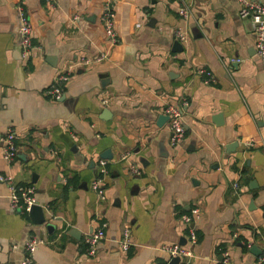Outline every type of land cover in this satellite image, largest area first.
Returning <instances> with one entry per match:
<instances>
[{
  "label": "crops",
  "instance_id": "obj_1",
  "mask_svg": "<svg viewBox=\"0 0 264 264\" xmlns=\"http://www.w3.org/2000/svg\"><path fill=\"white\" fill-rule=\"evenodd\" d=\"M105 4L113 45L100 21ZM18 5L31 23L25 57L16 45ZM238 5L0 0V136L10 128L16 142L6 162L0 141V174L32 184L45 217L34 223L28 210L12 209L0 181V264H23L31 236L45 241L30 264H169L165 246L175 242L190 248L187 264H222L224 252L229 264H260L264 146L244 140L264 137V65ZM199 67L213 80L204 82ZM65 71L62 93L49 98L45 88ZM168 101L182 108L176 146L163 117ZM99 157L107 168L102 201L89 187ZM194 206L196 243L189 246L180 215ZM101 222L104 237L87 254L83 236ZM123 227L131 240L126 251L116 244Z\"/></svg>",
  "mask_w": 264,
  "mask_h": 264
},
{
  "label": "built area",
  "instance_id": "obj_2",
  "mask_svg": "<svg viewBox=\"0 0 264 264\" xmlns=\"http://www.w3.org/2000/svg\"><path fill=\"white\" fill-rule=\"evenodd\" d=\"M238 9L237 13L240 17H247L250 22L253 47L256 56L260 62L264 65V1L259 0H237ZM18 17L17 32L19 37V45L21 56L25 57L31 49V23L27 13L23 8L18 5L15 9ZM178 14L182 17L188 15L187 6H181L177 9ZM100 21L103 26L106 41L108 45H113L117 42V35L113 26L112 12L108 5L105 4L100 14ZM175 36L179 41L185 40V34L179 30L175 31ZM232 60H238L233 58ZM197 73H203V81L209 82L213 80V75L208 69L199 67L195 70ZM68 72H59L55 75L53 81L45 88L46 95L51 99H56L62 93V86L68 79ZM264 110V100H263ZM163 113L167 116L170 146H176L179 144L184 134V126L181 118L182 108L175 102L168 101L162 108ZM1 141V154L6 162H10L16 152V142L14 131L10 128L6 129L0 136ZM257 142H260L264 146V137L258 140L253 137H249L244 140L246 146H254ZM129 170L133 173H139V168L135 164H129ZM107 172L106 160L104 157H99L96 162L95 174L89 182L90 189L95 193L96 198L99 201L105 198V187L103 177ZM0 181L4 182L8 188V201L9 206L12 209L27 211L29 207L35 203V187L32 184H23L14 182L9 174H0ZM237 182H233V187H237ZM198 207H192L188 213L184 212L180 215V220L185 224L186 228V243L189 246L196 243V233L192 224V221L198 215ZM105 223L101 222L96 228L88 232L83 236L84 250L87 254H93L97 242L104 237ZM45 239L31 236L24 243L25 256L22 260L23 264H30L32 262L31 252L34 248L43 243ZM131 243L130 233L127 227H123L116 239V244L122 251H126ZM168 252V259L177 258L173 264H187L183 258L190 255V248L184 246L178 242L170 243L165 246ZM222 264H229L228 257L224 252V256L221 260ZM168 264V261L162 263ZM260 264H264V255L260 259Z\"/></svg>",
  "mask_w": 264,
  "mask_h": 264
},
{
  "label": "water",
  "instance_id": "obj_3",
  "mask_svg": "<svg viewBox=\"0 0 264 264\" xmlns=\"http://www.w3.org/2000/svg\"><path fill=\"white\" fill-rule=\"evenodd\" d=\"M15 19H16V23H17L16 26H18V17H17V15H15ZM16 45H17V50L19 52V56H20L21 55V52H20V45H19V37L17 38V44ZM163 117L166 118L167 116L166 115H163ZM158 120H161V117H158ZM28 215H29L31 221L34 222V223H41L45 219L44 213H43V210H42V207L39 204H37V203H33L29 207V209H28ZM47 226L49 228H51V225L50 224H47ZM250 250H252L253 252H257V251H255V249L253 248V246H251ZM176 260H177L176 257L175 258H172L170 260L169 264L175 263Z\"/></svg>",
  "mask_w": 264,
  "mask_h": 264
}]
</instances>
